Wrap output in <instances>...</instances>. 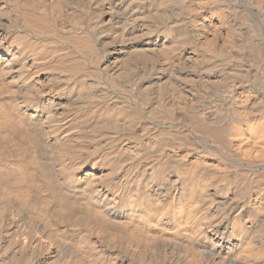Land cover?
Masks as SVG:
<instances>
[{
	"label": "bare ground",
	"instance_id": "6f19581e",
	"mask_svg": "<svg viewBox=\"0 0 264 264\" xmlns=\"http://www.w3.org/2000/svg\"><path fill=\"white\" fill-rule=\"evenodd\" d=\"M263 177L264 0H0V264H264Z\"/></svg>",
	"mask_w": 264,
	"mask_h": 264
},
{
	"label": "rangeland",
	"instance_id": "374dc122",
	"mask_svg": "<svg viewBox=\"0 0 264 264\" xmlns=\"http://www.w3.org/2000/svg\"><path fill=\"white\" fill-rule=\"evenodd\" d=\"M263 178H264V177H263ZM263 178L260 180V184H259L260 187H259V188L264 187V184H263L264 179H263Z\"/></svg>",
	"mask_w": 264,
	"mask_h": 264
}]
</instances>
